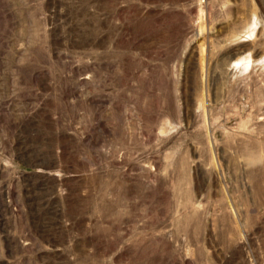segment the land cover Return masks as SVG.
I'll return each instance as SVG.
<instances>
[{"label":"rangeland","instance_id":"374dc122","mask_svg":"<svg viewBox=\"0 0 264 264\" xmlns=\"http://www.w3.org/2000/svg\"><path fill=\"white\" fill-rule=\"evenodd\" d=\"M0 264H264V0H0Z\"/></svg>","mask_w":264,"mask_h":264},{"label":"bare ground","instance_id":"6f19581e","mask_svg":"<svg viewBox=\"0 0 264 264\" xmlns=\"http://www.w3.org/2000/svg\"><path fill=\"white\" fill-rule=\"evenodd\" d=\"M255 28H256L255 22L252 23V26H250V29L248 27V30L246 31V36L249 39L248 41H250L252 39V37L254 36ZM244 61H246V60H244ZM238 63H239V61L234 62L235 65H237Z\"/></svg>","mask_w":264,"mask_h":264}]
</instances>
